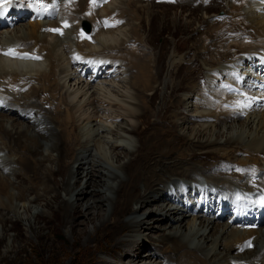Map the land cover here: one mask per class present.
Instances as JSON below:
<instances>
[{
	"label": "bare ground",
	"instance_id": "obj_1",
	"mask_svg": "<svg viewBox=\"0 0 264 264\" xmlns=\"http://www.w3.org/2000/svg\"><path fill=\"white\" fill-rule=\"evenodd\" d=\"M49 1L14 0L22 6L19 7L22 11L8 8L6 16H0V51L2 46L16 44L23 45V50L37 48L36 53L42 56L41 60H12L0 53V87H5V93L15 98L13 104L1 111H9L8 114L12 113L10 110H18L16 116L23 120L27 117L21 115L20 111L24 114L33 112V117L38 118L36 123H40L44 117L47 120L45 127L39 131L43 140H35L27 123L19 122V119L18 122L11 121V117L0 113V204L13 201L15 207L20 201L24 204L28 200L25 190L29 192L34 186L38 187L33 191V197L38 201L45 199L49 212L36 213L34 221L38 214H42L43 219L52 222L53 226H59L62 222L74 237L72 246L82 241L78 247L85 248L86 252L92 249V243L97 241L99 235L113 248L128 245L134 252H140L141 242H128L121 239V234L129 229H153V223L159 222L164 215L172 222L156 237L159 243H151L150 249L142 254L149 264H192L196 256L202 257L203 264H228L238 259H254L251 264H264V225L245 231L225 221L210 220L206 216L188 212V203L196 194L211 189L221 192L247 186L246 178L234 177V169L241 171L252 164L264 174V110L252 112L240 122V116L225 106L229 95L224 90L217 87L214 96L199 100L205 95L201 87L205 83L203 76H200L199 85L191 86L189 83L193 81L191 77L196 79L201 74L200 60L208 76L226 75L225 81H228L232 71L241 69L244 54L257 52L258 48L264 49V14L255 0H112L103 4L100 11L110 14L118 10V16L123 17L127 13L131 21L117 29L96 33L92 37L93 45L73 39L71 29L58 36L49 31L47 23H17L20 16L28 12L36 15V6L42 9V5ZM139 3L164 8L173 7L166 5L182 9L186 7L188 10L197 8L204 10L205 14L206 9L225 8L226 15L221 22L216 15L209 16L201 21L200 27L174 35L155 25V19L165 21L167 14L160 16L149 9L140 12L142 5ZM70 7L74 11L71 18L79 20L85 10L84 2L71 0ZM51 24L55 25L54 22ZM7 25L9 28H6ZM156 37L160 38L157 43ZM247 38H250L249 43L244 40ZM71 46L86 55H106L111 63L119 61V64L110 78L89 83L78 77L70 67ZM157 55H164L166 60L159 59L156 63ZM183 61L186 63L183 64ZM162 63L173 67L164 81L161 80L164 75L160 74ZM195 64H198L197 68H194ZM22 85L29 86L24 92L15 89ZM157 86L163 92L162 101L159 106L149 107L150 112L155 111L150 115L151 123L147 129L136 133L137 126L144 121L141 119L146 112L143 107H147ZM42 87L46 88L54 101L51 108L35 100L37 97L33 92L43 90ZM60 93L67 102L66 106L61 107L60 98L57 99ZM43 101H46L45 97ZM174 106L176 109L170 110ZM157 107H161L162 112ZM179 112L184 116L179 117ZM131 117H138V122ZM28 119L33 123V118ZM195 121L202 122L191 125ZM115 127L119 132L114 134L112 130ZM129 132L130 135L135 132L140 146L146 149V155L136 162V156L141 155V147L126 145V141L131 139L126 136ZM5 133L15 142V152L10 151L11 147L8 148L4 141ZM238 142L244 145H234ZM212 145L222 146L210 149ZM122 149L125 160L118 158V151ZM236 151L247 153V156H237ZM52 152L56 153L55 156H52ZM62 152L66 156L63 166L76 167L75 172L61 166ZM195 153L217 155L220 160L211 162V166L202 161L191 163ZM231 157H236L234 165L225 164L227 171L219 178L211 175L212 168L223 165L222 161ZM251 158L260 160L259 165L251 162ZM16 159L24 169L29 163L35 172L28 176L32 184H28L30 189L22 188L19 190L21 193H12L9 184ZM35 161L40 162L38 167L32 164ZM44 161L54 165L44 166ZM54 170L58 171L57 175ZM40 175L43 179L36 185L35 181ZM95 175L98 177L96 181L93 178ZM198 178L197 187L181 182L196 181ZM83 179L85 181L80 189H77V184H71V181H78L80 185ZM57 181H62L64 185L61 187L65 198L59 205L51 207L47 201L49 196L53 200L56 198L60 186ZM74 191L76 193L71 201ZM93 192H100V195L91 200V205L100 209L96 213L86 211L81 214L73 201L80 193ZM170 192L173 194L169 195ZM99 201L104 205V211L101 205H95ZM153 204L158 215L162 214L160 217L146 219L133 215L125 219L127 215L138 213L142 207ZM15 207L12 204L11 208ZM91 214V217L87 216ZM79 215L84 218L77 222ZM88 222L94 224L89 230ZM132 225L135 227H130ZM249 236H254V248L238 252V243ZM177 241L180 243L175 244ZM97 249L99 252L102 250L101 246ZM123 252L126 255L129 253L127 248ZM97 258H93L94 264H99ZM156 258L161 260L155 263ZM101 264L115 263L103 258ZM239 264L242 263L239 261Z\"/></svg>",
	"mask_w": 264,
	"mask_h": 264
},
{
	"label": "rangeland",
	"instance_id": "obj_2",
	"mask_svg": "<svg viewBox=\"0 0 264 264\" xmlns=\"http://www.w3.org/2000/svg\"><path fill=\"white\" fill-rule=\"evenodd\" d=\"M225 1L227 2L228 0H225ZM146 4L139 3V5H142V7H139L140 12H142L143 10L149 9L148 11L158 12L160 16H162L161 14H164V13L167 14L168 19H166L165 21L161 22V21H158L157 19H155V25L157 26L158 29H164L169 34H174V35L179 34V33H187V32H190L191 30H193L194 28H198L201 21L206 20L207 18H209V16L212 17L213 15H216L219 19H223V17L225 16V11H226L225 8H222V9L214 8L212 10L206 9L207 12L205 14V12L203 13L204 10H202V9L198 10L197 8H196V10H188L186 7H184L182 9L181 7L175 6V5H166V6H173V7L164 8V7H154V6L146 5ZM19 7L22 8V6L18 5L17 9H15V7H14L13 10L22 11V10H20ZM33 7L35 8L34 5H33ZM24 9H26V8H24ZM190 12H192L191 15H189ZM124 16H123V18H124L123 23L124 24L125 23L127 24L128 22L131 21L130 16L127 15V13H125ZM176 16H178V18ZM23 17H31V13L28 12V14H26ZM194 18H196V19H194ZM188 20H190V21L188 22ZM175 21H177V22H175ZM27 22L28 21H24V23H27ZM28 23H32L34 25H41L40 22H28ZM185 26H188V27L186 28ZM6 28H9V26L7 25ZM36 28H37V26H36ZM142 37H144V35H142ZM159 41H160V38L156 37V43ZM168 54H169V52H168ZM163 57H164V55H162V56L157 55L156 63L158 62L159 59H162V61H164L165 58H163ZM182 63L185 64L186 62L183 61ZM197 65L195 64L194 68H197ZM199 65H200L201 74H199L196 79L191 77V79H193L192 83L189 81L191 86L199 85V79H200V76L202 77V75L205 76L207 84H209L208 77H206L207 73L206 72L204 73V64L201 62V60L199 61ZM161 67H162V69H161L160 74L164 75L163 78L161 77V80L164 81V80L168 79L167 75L173 69V67L167 66L166 63H162ZM182 70H184V69L182 68ZM163 72H164V74H163ZM119 76H120V74H119ZM213 82H215V81H213ZM33 84L37 85L35 82ZM42 88H43V90H41V91L36 90L33 92L34 93L33 95H35V97H37V99H35V100L42 101L46 106L49 105L48 108H51L54 104V101L51 99L50 93L46 90V88H44V87H42ZM157 88L154 91V93L152 94V96L150 97V99L148 101L149 104H146L147 107H143V109H145L146 112L141 119H143L144 121H143V123H140V126H137L138 129H137L136 133L141 132L144 129H147V127L150 125L151 120H152V117H150V115L155 113L154 110H153V112H150L151 111L150 108L154 107V106H159L160 102L162 101L163 92L161 93L158 86H157ZM207 88H208V86H207ZM95 89L97 90V88H95ZM132 92L136 93L137 91L132 90ZM207 93L211 94V92L209 90L207 91ZM59 95H60V97H59ZM44 97L46 98V101H43ZM58 98H60V100ZM57 99L59 100L61 107L67 105V102L63 98L61 93L57 95ZM175 109H176V107L174 106L170 110H175ZM157 110H159V112L160 111L162 112L161 107H157ZM180 111H182V109H180ZM7 112H9V111L0 112V113L7 116V117H11L12 118L11 121H14V122H18V121L23 122L24 121V123H27L32 134L35 135L34 139L35 140H40V139L43 140L39 135V131L42 130L47 123V120L45 117L40 123H36L35 121H33V123H32V121L31 120L29 121L28 118H26V120L18 118L16 116L19 114L18 110H10V112H12V113H8V114H7ZM181 116H184V114L183 113L181 114L179 112V117H181ZM131 119L138 122V117H134V118L131 117ZM242 119L240 118V119H238V121L241 122ZM201 122L202 121H195L194 124H191V125H193V126L198 125ZM212 122H213V120H212ZM31 123H32V125H31ZM208 123H210V122H208ZM112 131L115 134L116 131H118V130H116V127H115L114 130H112ZM130 133L131 132L127 133L126 136L130 137L133 140L130 139L129 141H126V145H129L131 148H133V147L135 148V146H137V145L140 146L139 141H138L140 139H138V137L136 136L137 134L134 132V134L130 135ZM6 136H7V138H6ZM6 136L4 135V141L7 143L8 148L11 147L9 150L15 152L16 151L15 142L12 140L11 136H9L7 134H6ZM135 141H137L138 143ZM31 142H33V141L31 140ZM238 144H239V147L244 145L242 142H238L236 144L234 143V145H238ZM218 146H222V145H212V147H210V149L219 148ZM224 147L227 149L230 148V146H228V145H224ZM60 149H61V147H60ZM122 150L118 151L119 152L118 158L120 160H122V159L125 160V158H124V152L125 151L124 150L122 151ZM140 153H141V155L136 156L135 162L139 158H141L142 156L146 155V149L144 147L143 148L141 147ZM234 153L237 156H241V157L247 156V153L242 154L241 152H238V151H236ZM55 154H56L55 152H52V156H55ZM194 155H195V157L191 158V161H192L191 163H197L198 164V163H200V161H202L204 163L208 162L207 164H209V166H211L212 165L211 162L216 163L218 160H220V158L217 155H212V154H207V156H206L204 153H200L198 155L195 153ZM133 156L134 155H132V157ZM262 157L264 159V154L262 155ZM65 158H66V156H64V154L62 152V158L60 160L61 166L65 170L71 169L72 171L75 172L76 167L67 168V167L63 166L62 162ZM17 159L15 161L16 165L14 166L13 176H10L11 180L9 182L10 186L12 187V189H11L12 193L13 192L19 193L21 190L26 189L28 187L30 189V187H31L30 185H32V184H30V181L28 180V176L31 175V173L32 174L35 173L34 170H32L31 167L29 166V163L25 167V169H26L25 170L22 167V165L17 162L18 161ZM231 159L235 160L236 157H231ZM252 161L255 162L257 165H259V163H260V160L251 158V162ZM38 162L39 161H35V162H32V164H34L38 167V164H40V162L39 163ZM46 164L49 166L54 165L52 162L47 163L46 161H44L43 165L45 166ZM20 167H21V169H20ZM18 170H22V171L18 172ZM224 171H227L225 164L220 165L214 169L212 168L210 173L212 176L219 178L220 175H222L224 173ZM54 173H55V175H57L58 171L54 170ZM17 178H19V179H17ZM93 178L95 181L98 179V177L96 175ZM42 179H43V177H41V175H40V177L38 179H36L35 184L37 185L40 182V180H42ZM84 181H85V179L82 180L80 185H79L78 181H71V184H73V183L77 184L78 185L77 189H80L82 187ZM199 181L200 180L198 178L196 181L191 180V182H187V181L182 180L181 182H185V184L197 187V185L199 184ZM17 182L18 183L20 182L19 185H16ZM57 182H58V184H60V186L57 189L58 193L56 195V198L53 200L49 196L48 201H47L48 204L49 203L51 204V207L59 205L61 203L62 199L65 198L64 197L65 193L63 192L62 187H61L64 185H62V181H57ZM23 184H24V186H23ZM28 184H30V185H28ZM33 188L34 189L32 191H29V192H27V190H25L26 194L28 195V200H26V202L24 203L25 205L21 201L18 202V204H16V207L14 205L15 201L7 202L6 205L0 204V264H94V262H93L94 257L99 258V264H101V260L103 258L106 261L112 262L115 264H149L148 261H144V260H146V257H145V255L142 256V254L144 252H146L148 249H150L149 246H151V243H153V245L156 243L157 244L159 243L158 241L155 240L156 237L159 234H162L163 228L167 227L172 222V219L169 220L168 216H164V215L161 216L162 214L158 215V212H156L154 210L155 204L144 206L140 209V212H138V213L136 212L134 214H129L125 217V219L128 220L130 217H133V215L134 216L137 215V217L139 216L142 218L145 217L146 219H149L151 217H160L161 216V219L159 222L153 223V226H155V228H153V229L152 228L151 229H141V231H130V229H129V231H124L121 234V239L126 240L128 242H136V241L141 242V245H139L140 252H138V250H137V252H134L133 250L128 248V245H122L123 247L120 245L117 248H113L112 247L113 245L109 244L106 240H105V242L103 241L104 239L101 235H99L97 237L96 242L92 243V246H91L92 249L88 250L86 252L85 248L81 249L80 247H78L81 245L82 241H80L81 243L78 242V244H76V246H72V242L74 240V237L71 234V232L69 231L68 227L65 224H63L62 222L59 226H53L52 222H46L43 219L42 214H38L36 216L37 219H35V221H34V217H35L36 213L44 212V213L48 214L49 210L45 206L46 205L45 199H44L45 201L42 200L43 198L38 201L37 199H35L33 197L34 196L33 191H36L38 189V187L34 186ZM89 188H91V187H89ZM91 190H93V189H91ZM75 193H76V191L72 192L73 196L71 198V201L74 199ZM93 193L94 194L80 193L78 195L79 197L77 196V199L73 201V203L76 204V205H74V207H76L81 212V214H82V212L84 213L86 211H91V213H96V211L100 209L98 206L97 207L94 206V204L91 205V200L94 198H97L100 195V192H93ZM172 194H173L172 192L169 193V195H172ZM178 202L180 203V201H178ZM12 204H13V207H15V209L11 208ZM96 204L102 206V211L105 210L104 205H102L101 202L100 203L97 202V203H95V205ZM87 216L91 217L92 214L87 215ZM56 217H58V214L56 215ZM83 218L84 217H82V215H79L78 217H76V220L78 222V221L83 220ZM223 221H225V220H223ZM93 225H94L93 223L88 222L87 223L88 230L91 229L93 227ZM130 227H135V225H132ZM169 242L171 244H173L171 240ZM179 243H180V241H177L175 244H179ZM100 246H101L102 250L99 252V251H97L98 250L97 248ZM126 248H127V251L129 252L127 255L123 252V249H126ZM67 249H68V251L64 252V250H67ZM75 250L78 252H73ZM90 251H91V253H89ZM63 253L64 254L67 253V255L63 256ZM157 259H158V261H157ZM194 259L195 260L192 261V264H203L204 263L202 261L203 259L201 256L200 257L196 256ZM160 260L161 259L156 258L155 263H158ZM194 262H196V263H194ZM228 264H231V262H229Z\"/></svg>",
	"mask_w": 264,
	"mask_h": 264
},
{
	"label": "snow or ice",
	"instance_id": "obj_3",
	"mask_svg": "<svg viewBox=\"0 0 264 264\" xmlns=\"http://www.w3.org/2000/svg\"><path fill=\"white\" fill-rule=\"evenodd\" d=\"M42 7H46V6L42 5ZM51 31H58V30H56V29H52ZM4 54H5V55H13V56L16 55V53H15L13 50H9L8 52H6V53H4ZM34 58H36V57H34Z\"/></svg>",
	"mask_w": 264,
	"mask_h": 264
}]
</instances>
